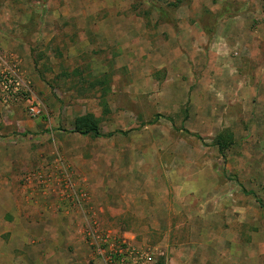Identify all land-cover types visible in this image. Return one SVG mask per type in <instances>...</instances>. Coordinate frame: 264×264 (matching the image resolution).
I'll use <instances>...</instances> for the list:
<instances>
[{
  "label": "rangeland",
  "instance_id": "obj_1",
  "mask_svg": "<svg viewBox=\"0 0 264 264\" xmlns=\"http://www.w3.org/2000/svg\"><path fill=\"white\" fill-rule=\"evenodd\" d=\"M173 2L0 0V189H61L80 224L61 257L105 264L91 227L150 256L135 264H264V0ZM4 74L17 82L6 101ZM85 113L128 132L70 133ZM14 198L0 201V264L30 258L24 244L45 258L43 235L22 245L7 230Z\"/></svg>",
  "mask_w": 264,
  "mask_h": 264
},
{
  "label": "crops",
  "instance_id": "obj_2",
  "mask_svg": "<svg viewBox=\"0 0 264 264\" xmlns=\"http://www.w3.org/2000/svg\"><path fill=\"white\" fill-rule=\"evenodd\" d=\"M1 183L4 186V183L6 184L7 182ZM91 185L93 187L96 186V184L90 183L88 187H91ZM32 186L35 185L28 182L25 187L17 188L15 193L13 192L14 194L6 186L0 189V201H9L14 197H18V200L22 203L20 209L16 208L12 212L15 218L10 223L9 229H7L9 231L12 230L14 234L16 232L20 233V244L29 243L28 240L32 239L31 235L36 237L43 235L44 238H47L45 240L46 243L51 242V245L48 246L49 248L47 247L51 252L45 258L41 257L43 254L41 250L44 247L39 245H42L40 244L42 242L36 243L32 239L31 243H36L35 245L26 244L27 246H25L24 244L22 250H26L27 254L30 253L31 257L28 259L20 258V264H28L29 262L30 264H87L86 259L83 257L70 256L65 258L58 253V249L62 252L64 249L71 248L70 245L75 248L77 245L76 241L63 242V238L75 231L80 225L78 220L72 217V210L67 209V204L59 202L57 196H59V190L61 191V189L58 190L54 184L43 189L32 188ZM42 191H46L44 195L47 198H39ZM124 200L127 199L125 198ZM32 216L37 219L30 220L29 217Z\"/></svg>",
  "mask_w": 264,
  "mask_h": 264
},
{
  "label": "trees",
  "instance_id": "obj_3",
  "mask_svg": "<svg viewBox=\"0 0 264 264\" xmlns=\"http://www.w3.org/2000/svg\"><path fill=\"white\" fill-rule=\"evenodd\" d=\"M179 0H176V2H173L171 5L177 6ZM98 84L101 85V94H100V99H99V106L102 107L103 113H108L109 108H108V102L106 99V95L108 92V87L105 84V81L99 80ZM94 84L92 83L91 86ZM159 117H162L161 114H156L153 120L148 122V124H153ZM169 119V118H168ZM170 120V119H169ZM100 120L99 118L95 117L92 113H85L82 115H78L73 119L72 122V129L69 130L70 133H76L81 136H92V137H110L115 133H119L122 135L127 134L128 131H122V130H117V131H111L107 133H102L100 130ZM141 124L140 126H142ZM139 126V127H140ZM181 131H183L186 134L193 135L197 139L201 140V137L197 134H192L185 128H180ZM233 144V134L231 131L225 129L220 132H218L213 138H212V145L216 147L217 151L219 154H224L225 151H227L231 145ZM251 195H254L253 192H249ZM255 197V196H254ZM256 201L260 204L262 208H264L263 202L259 199L256 198ZM158 264H163L162 262H159Z\"/></svg>",
  "mask_w": 264,
  "mask_h": 264
},
{
  "label": "built area",
  "instance_id": "obj_4",
  "mask_svg": "<svg viewBox=\"0 0 264 264\" xmlns=\"http://www.w3.org/2000/svg\"><path fill=\"white\" fill-rule=\"evenodd\" d=\"M13 79L10 78L7 74H4L1 78V90L4 94V101H6L9 97L13 96L14 91L16 90V86L14 87ZM31 114H35L36 111L34 108L30 109ZM87 235L91 240H96L95 242V250L97 253L105 256V264H128V260L131 255H133L132 263L135 264L137 259L140 258L141 260L146 261L150 260V256H137L136 252L133 251V248H130L128 245L125 247L114 246L111 242H109L108 234L98 235L95 234V230L91 227H88ZM109 250L105 252V249Z\"/></svg>",
  "mask_w": 264,
  "mask_h": 264
}]
</instances>
